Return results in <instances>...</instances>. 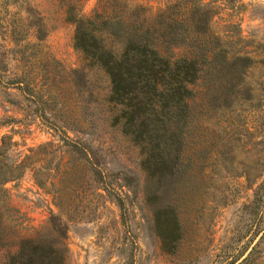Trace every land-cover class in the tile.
<instances>
[{
    "label": "rangeland",
    "instance_id": "rangeland-1",
    "mask_svg": "<svg viewBox=\"0 0 264 264\" xmlns=\"http://www.w3.org/2000/svg\"><path fill=\"white\" fill-rule=\"evenodd\" d=\"M177 1L189 6L0 0V145L7 141L6 160L20 165L0 198V264L23 241L57 248L60 264H264V0H199L217 8L211 26L219 34L239 22L254 60L237 112L217 107L198 117V147L212 145L159 201L173 205L178 221L166 241L153 221L157 203L146 197L143 151L114 120L120 106L109 100V77L74 46L71 9L147 27Z\"/></svg>",
    "mask_w": 264,
    "mask_h": 264
},
{
    "label": "trees",
    "instance_id": "trees-1",
    "mask_svg": "<svg viewBox=\"0 0 264 264\" xmlns=\"http://www.w3.org/2000/svg\"><path fill=\"white\" fill-rule=\"evenodd\" d=\"M216 9L210 2L189 0L186 7L177 1L147 27L138 21L111 19L104 11L94 10L91 17L79 10L69 13L75 24V48L106 71L109 100L120 106L114 120L143 151L146 197L157 203L153 221L165 241L178 232V221L173 205L159 201L179 188L212 145L198 147L202 126L198 117L211 118L217 107L235 113L249 95L245 73L254 59L245 50L239 22L228 25L223 34L211 26ZM106 36L119 41L116 51L105 45ZM158 43L169 53L162 55ZM177 46L186 51L173 57L170 50ZM8 149L9 143L3 141L0 198L5 196L4 184L20 175V165L6 160ZM60 262L57 248L23 241L4 264Z\"/></svg>",
    "mask_w": 264,
    "mask_h": 264
}]
</instances>
